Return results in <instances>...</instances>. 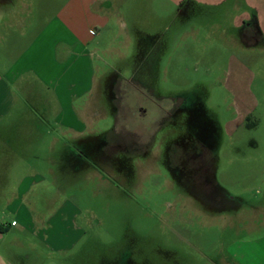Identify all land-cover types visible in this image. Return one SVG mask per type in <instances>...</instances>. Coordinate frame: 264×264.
Returning a JSON list of instances; mask_svg holds the SVG:
<instances>
[{"label":"rangeland","instance_id":"374dc122","mask_svg":"<svg viewBox=\"0 0 264 264\" xmlns=\"http://www.w3.org/2000/svg\"><path fill=\"white\" fill-rule=\"evenodd\" d=\"M28 1L0 0L2 45ZM115 2L83 104L91 142L53 134L26 180L23 204L57 214L64 241L5 229L16 169L0 180V264H264V0Z\"/></svg>","mask_w":264,"mask_h":264},{"label":"crops","instance_id":"0c3cea01","mask_svg":"<svg viewBox=\"0 0 264 264\" xmlns=\"http://www.w3.org/2000/svg\"><path fill=\"white\" fill-rule=\"evenodd\" d=\"M22 5L27 15L25 29L7 46L2 45L5 39L0 36V180H12L14 170L24 169L19 177L22 181L15 187L16 198L8 205L13 218L5 229L18 226L27 230L38 223V232L56 233L46 235V240L51 236L59 245L64 239L59 220H53L57 214L40 221L23 204L30 185L26 180L42 179L34 171L33 154L39 146L49 152L58 143L53 134L61 138L72 135L85 147L91 142V137L82 138L90 115L83 104L94 83L92 58L103 51L101 38L109 31L117 7L115 0H29ZM248 19L257 31V17ZM22 39L26 43L15 51ZM6 50L13 52L7 54ZM31 121H37L40 129ZM43 136L52 137L34 146V139ZM61 145L59 150L64 152L65 143Z\"/></svg>","mask_w":264,"mask_h":264},{"label":"flooded vegetation","instance_id":"af4514ba","mask_svg":"<svg viewBox=\"0 0 264 264\" xmlns=\"http://www.w3.org/2000/svg\"><path fill=\"white\" fill-rule=\"evenodd\" d=\"M117 99H118V98L116 97V98H115V101H116ZM118 101H119V99L117 100V102H118ZM117 102H116V103H117ZM117 109H118V110L120 109V105H118ZM139 112H140V113H139ZM143 113H144L143 110H141V109L138 110V114L142 115Z\"/></svg>","mask_w":264,"mask_h":264},{"label":"built area","instance_id":"2783aa9c","mask_svg":"<svg viewBox=\"0 0 264 264\" xmlns=\"http://www.w3.org/2000/svg\"><path fill=\"white\" fill-rule=\"evenodd\" d=\"M10 224H11V225H14V224H15V221H11Z\"/></svg>","mask_w":264,"mask_h":264}]
</instances>
